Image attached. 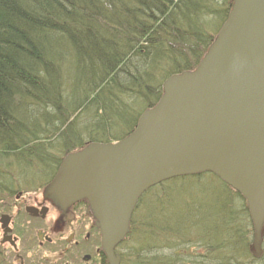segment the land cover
Listing matches in <instances>:
<instances>
[{"label": "trees", "instance_id": "1", "mask_svg": "<svg viewBox=\"0 0 264 264\" xmlns=\"http://www.w3.org/2000/svg\"><path fill=\"white\" fill-rule=\"evenodd\" d=\"M233 1L0 0V200L48 186L67 155L132 134L162 84L197 67ZM115 254L264 264V224L255 232L216 175L176 177L142 194Z\"/></svg>", "mask_w": 264, "mask_h": 264}, {"label": "water", "instance_id": "2", "mask_svg": "<svg viewBox=\"0 0 264 264\" xmlns=\"http://www.w3.org/2000/svg\"><path fill=\"white\" fill-rule=\"evenodd\" d=\"M204 172L244 198L259 233L264 224V0H234L197 67L162 84L161 98L142 113L134 132L67 155L49 188L63 207L88 202L107 264H119L114 249L126 237L142 194L164 181ZM25 211L36 217L38 209ZM46 212L40 211L41 218ZM8 222L0 216L4 234L10 232Z\"/></svg>", "mask_w": 264, "mask_h": 264}, {"label": "rangeland", "instance_id": "3", "mask_svg": "<svg viewBox=\"0 0 264 264\" xmlns=\"http://www.w3.org/2000/svg\"><path fill=\"white\" fill-rule=\"evenodd\" d=\"M48 188L23 193L21 203H13L15 196L3 202L0 200V216L6 213L14 218L13 235L19 238L16 245L24 261L27 264L36 262H39L37 264H79L84 255L93 257L94 249L99 243L96 229L91 226L93 224L92 211L83 213L81 207L77 210H64L57 203L53 205L55 201L49 197ZM39 204L49 209L44 220L31 218L24 212L25 206H38ZM37 231L44 232L52 239L51 244L39 245L36 237ZM1 232L0 229V241ZM86 233H91L90 243L83 242ZM72 235H75L76 240L80 242L77 246L73 242L70 244L66 242ZM1 253L2 245L0 244ZM0 264H2L1 258Z\"/></svg>", "mask_w": 264, "mask_h": 264}, {"label": "flooded vegetation", "instance_id": "4", "mask_svg": "<svg viewBox=\"0 0 264 264\" xmlns=\"http://www.w3.org/2000/svg\"><path fill=\"white\" fill-rule=\"evenodd\" d=\"M48 187H49V185L44 187V188H48ZM48 189H49L48 193L50 195L49 197H52L53 200L55 201V202H53V205H56L55 203H57V204L60 205L59 207H61V209H64V210H69V209L70 210H77L79 207H81L83 213L88 212V211H90V213H91L92 210H90L91 208H90L88 202L85 199L80 200V201L74 203L73 205H71L69 207H63L62 204L58 201L57 197L52 196L50 194V188H48ZM22 195H24V194L23 193L16 194L15 197H14L13 203H21ZM27 207H34V208L38 209L37 214H36L37 216L36 217H32V216L28 215L26 213V211H25V209ZM42 209H47V212H46L44 218H41V215H40V211ZM24 212L31 218L44 220L46 218V215L49 212V209L47 207H45L44 205H42V204H39L38 206H30V205H28V206L24 207ZM92 214H93V212L91 213V217L93 219V222H92L93 224H91V226L95 227V229H96V236H97L99 245H98V247H95V249H94L95 254H94L93 257L90 256V255H84L82 257L81 262L79 264H107L106 257H105V255L103 253V250H102L101 235H100L99 226H98L97 220L95 219L94 215H92ZM2 216H6L8 218L9 222H8L7 227L10 230V232L7 233V234H4L3 229H2V232H1L2 233V236H1L2 244H1V241H0V244L2 245V253L0 254V258H1L2 264H27L24 261L23 256L19 252L20 249H18L17 245H16L19 238L16 237L15 235H13V231H14V229L12 227L13 220H14L13 216L8 215L6 213H2ZM38 233H40L42 235L41 239L38 238ZM36 237L38 239L39 245L44 244V243L51 244V242H52V239H50L42 231H37ZM84 239L85 240L83 242L84 243H88L89 240L91 239V233H86ZM66 242H67V244H70L71 242H73V244L75 246L80 244V242L78 240H76L75 235H72L71 237H69ZM6 245H8V246H6ZM116 247H115V249H116ZM115 249H114V253H115ZM103 256L105 257V263H103ZM37 263H39V262H36L34 264H37Z\"/></svg>", "mask_w": 264, "mask_h": 264}]
</instances>
